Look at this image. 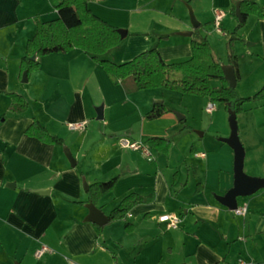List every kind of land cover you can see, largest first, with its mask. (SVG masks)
Instances as JSON below:
<instances>
[{"label": "crops", "instance_id": "1", "mask_svg": "<svg viewBox=\"0 0 264 264\" xmlns=\"http://www.w3.org/2000/svg\"><path fill=\"white\" fill-rule=\"evenodd\" d=\"M250 1L263 17L249 16L239 32L244 48L236 43L234 49L244 53L245 61L238 64L236 86L258 88L264 84V0ZM88 8L126 32L103 57L116 64L152 48L167 64L189 60L190 36L181 34L194 30L190 13L223 62L224 32L237 26L230 0H105L90 2ZM35 18H57L52 0H0V264H264V188L236 199L237 207H247L243 217L217 201L234 183V152L223 142L231 134L229 114L221 137L213 121L193 135L186 115L178 121L170 108L148 121L145 115L165 102L166 90L127 94L79 50L42 57L39 69L23 83L19 64L36 33ZM3 92L22 96L27 111L11 112V100ZM205 104L204 111L211 103ZM99 107L102 120L97 119ZM33 120L64 145L25 135ZM78 123L84 128L67 127ZM251 127L240 135L238 126L243 172L264 178V125ZM150 138L167 140L168 154L148 148ZM121 139L147 147L150 160L141 151L122 148ZM115 177L112 191L94 205L106 218L129 194L142 203L123 221L87 222V204L75 205L87 202L83 183ZM39 190L47 194L33 193ZM164 214L178 216L179 227L169 230L159 224L157 218ZM125 223L132 226L130 232ZM42 246L50 252L36 258Z\"/></svg>", "mask_w": 264, "mask_h": 264}, {"label": "trees", "instance_id": "2", "mask_svg": "<svg viewBox=\"0 0 264 264\" xmlns=\"http://www.w3.org/2000/svg\"><path fill=\"white\" fill-rule=\"evenodd\" d=\"M105 0H52L53 9L57 18L49 22H41L35 18L36 33L27 41L24 56L19 64V79L22 80L24 73L27 79L37 71L41 64V58L51 54H67L72 50H79L91 56L92 61L100 66L113 85H122L127 94L162 89L176 92L182 95H192L207 98L209 103L223 104L226 112L230 111L237 117L243 112L246 103L264 104V85L259 91L248 98H240L236 94V87L230 88L224 79L222 62L209 44L207 38L201 33V27L192 31L190 45L192 56L189 60L181 63L167 64L163 61L156 48L147 50L128 62L116 64L103 57L111 50L116 49L121 38L118 29L107 24L95 16L88 8L90 2ZM231 15L235 16L236 4H239L241 21L237 20L236 28L228 33L225 32L227 64L232 66L236 84L239 83V71L237 58L234 55L235 42H243L238 31L245 26L249 16L258 19L263 17L262 9L250 0H230ZM35 57V59H32ZM212 81H218L221 86L214 88ZM11 100L10 111L24 113L28 109L26 100L14 93H5ZM164 103L155 105L146 115L145 119L152 121L168 113ZM25 135L35 138L41 143L48 145L63 146V141L50 135L47 130L36 120L25 131ZM145 145L150 149L167 155L169 142L162 138H150ZM83 176L81 175V179ZM117 178L106 182L86 185L83 189L87 196L86 203L75 205L93 204L100 198L112 191ZM142 203L141 197L129 194L122 199L116 209L107 217V223L123 221L128 213ZM126 232H130L132 226L125 223ZM101 228L99 227V230Z\"/></svg>", "mask_w": 264, "mask_h": 264}, {"label": "rangeland", "instance_id": "3", "mask_svg": "<svg viewBox=\"0 0 264 264\" xmlns=\"http://www.w3.org/2000/svg\"><path fill=\"white\" fill-rule=\"evenodd\" d=\"M242 28L240 30H242ZM240 30L238 31L239 36H240V33H239ZM232 31H230V32H232ZM225 32H227V31H225ZM230 32H228V33H230ZM221 42H222V44H220V47H222V52H223V58L222 59H223V62L226 63L227 62V53H226L225 36H224L223 40H221ZM236 43L242 44V48H244L243 42L237 41L234 43V46ZM209 44H210V42H209ZM234 46H233V51H234V55L237 58V65H238L239 62L241 63L242 61H245L244 53L239 52V50H238V52H235ZM217 51L219 54V49H217ZM223 62H222V64H223ZM216 84H218V81L217 82L214 81L212 87ZM246 84H245V87L236 86L235 91H236V94L238 97H240V98L251 97L257 91H259L261 89V87L264 85V84H262L258 88L257 87L250 88V87H246ZM163 92H165V94H164V97H165L164 98L165 99L164 105L168 109L170 108L172 113H174V114L177 113L181 116L186 115V117H187L186 124H187V126L193 127L192 128V132H193L192 134L193 135L196 131L202 132V130H199L198 127H202V129H206L207 125L211 124V121H213L214 125L212 127H213V129H216L215 131H217L218 137H221L223 135V133H225V131L227 130V128H228L227 114H226V110H225V107L223 104L215 103L214 104L215 105V111H214L213 115L210 116L208 113H206L204 111V108L206 106L205 102H209L207 98H203V97H199V96H192V95L182 96V94L179 95V93L176 94V92H171V91H163ZM154 101H161V100L156 99ZM237 122H238V126H239V134L240 135H242V134L244 135V133H248L249 130H251V128H253V126L251 127L252 124L261 123L264 125V104L262 102H260V103H246L243 107V112L237 116ZM260 131L263 132L262 129H260ZM214 135L216 136V134H214Z\"/></svg>", "mask_w": 264, "mask_h": 264}, {"label": "water", "instance_id": "4", "mask_svg": "<svg viewBox=\"0 0 264 264\" xmlns=\"http://www.w3.org/2000/svg\"><path fill=\"white\" fill-rule=\"evenodd\" d=\"M235 16L237 20L241 21L239 4H236ZM190 18L193 29L198 28L199 26L191 13H190ZM118 33L120 35L121 40L126 36V32L124 30H118ZM191 34L192 32H183L181 35L191 36ZM32 59H35V57H33ZM222 71H223L224 79L227 81L229 87L235 88L236 79L232 66L230 65L222 66ZM21 82L23 83L27 82L26 73L23 74ZM96 112H97V119L102 120L103 119L102 107L97 108ZM227 113L229 114V125H230L231 134L230 137L226 140H223V142L229 145L234 152V169H233L234 183H233V187L223 197L217 198V201L221 205L227 207L230 211H234L237 209V202H236L237 198L249 196L255 193L256 191L264 188V178H252L244 174L243 172L244 149L238 138V126L236 122V116L234 113L230 111H228ZM175 116L178 121H181L183 119V116L177 113H175ZM65 156L67 157L71 166H73L74 161L69 151L67 150L65 151ZM33 193L43 196L47 194V191L39 190V191H34ZM87 209H88V215L85 219L87 222H91L98 226H103L107 223V218L93 204L91 203L87 204Z\"/></svg>", "mask_w": 264, "mask_h": 264}, {"label": "built area", "instance_id": "5", "mask_svg": "<svg viewBox=\"0 0 264 264\" xmlns=\"http://www.w3.org/2000/svg\"><path fill=\"white\" fill-rule=\"evenodd\" d=\"M221 16H217L215 20L216 26L218 25V22L220 20ZM214 110V106L212 104H208L205 112L210 114ZM67 127L74 131V130H80L84 128V123H78V124H67ZM120 146L125 149H130L133 151H141L145 157L149 158V153L147 147H143L142 144H138L136 142H131L127 139H121L120 140ZM247 211L246 206L237 207L236 210L233 211V214L236 216H245ZM157 222L159 224L165 225V227L169 230H175L179 227L180 224V218L178 216L172 215V214H164L157 218ZM50 250L46 246H42L40 249L35 251L34 256L36 258H42L45 254L49 253Z\"/></svg>", "mask_w": 264, "mask_h": 264}]
</instances>
